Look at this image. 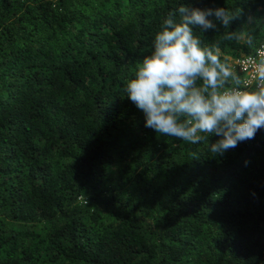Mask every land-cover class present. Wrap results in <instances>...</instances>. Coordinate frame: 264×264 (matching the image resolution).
I'll return each instance as SVG.
<instances>
[{
    "label": "trees",
    "instance_id": "16d2710c",
    "mask_svg": "<svg viewBox=\"0 0 264 264\" xmlns=\"http://www.w3.org/2000/svg\"><path fill=\"white\" fill-rule=\"evenodd\" d=\"M181 5L264 41V0H0V264H264V130L214 156L122 91Z\"/></svg>",
    "mask_w": 264,
    "mask_h": 264
},
{
    "label": "clouds",
    "instance_id": "9594fccd",
    "mask_svg": "<svg viewBox=\"0 0 264 264\" xmlns=\"http://www.w3.org/2000/svg\"><path fill=\"white\" fill-rule=\"evenodd\" d=\"M238 13L225 7L181 5L168 13L154 33L148 54L123 77L122 91L143 114L144 126L185 143H205L211 155H223L264 130V57L245 64L254 85L243 86L237 70L222 60L218 46L205 45L194 32L227 29ZM246 43L251 46L253 37ZM216 136L213 142L209 137Z\"/></svg>",
    "mask_w": 264,
    "mask_h": 264
},
{
    "label": "built area",
    "instance_id": "2783aa9c",
    "mask_svg": "<svg viewBox=\"0 0 264 264\" xmlns=\"http://www.w3.org/2000/svg\"><path fill=\"white\" fill-rule=\"evenodd\" d=\"M249 55H254L256 57H264V41L259 43L257 47L254 48V50L249 53L242 55L240 57H236L233 59L231 63H228L229 65L233 66L238 74L241 76L242 81H243V86L245 87H251L254 85V80H253V73L249 67L246 66L245 64V57Z\"/></svg>",
    "mask_w": 264,
    "mask_h": 264
},
{
    "label": "rangeland",
    "instance_id": "374dc122",
    "mask_svg": "<svg viewBox=\"0 0 264 264\" xmlns=\"http://www.w3.org/2000/svg\"><path fill=\"white\" fill-rule=\"evenodd\" d=\"M260 21L259 23H264V15L263 16H261V17H259V15H256V14H254L253 16H251L249 19H248V23H250L251 21ZM258 23V24H259ZM260 31H263V33H264V25L263 26H261L260 27ZM256 40H257V42L259 41V39H258V37L256 38ZM241 41L242 42H244V41H246V39H245V36L244 35H242L241 36ZM256 42V43H257ZM258 44V43H257ZM256 47V45L254 44L253 45V48H255ZM221 57H226V59H227V61H228V63H231L232 61H233V59L235 58V57H232V56H226V55H224L223 53H222V56Z\"/></svg>",
    "mask_w": 264,
    "mask_h": 264
}]
</instances>
